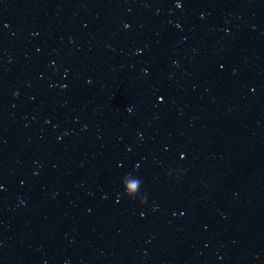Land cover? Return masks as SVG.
<instances>
[{"label":"water","instance_id":"water-1","mask_svg":"<svg viewBox=\"0 0 264 264\" xmlns=\"http://www.w3.org/2000/svg\"><path fill=\"white\" fill-rule=\"evenodd\" d=\"M0 264H264V0H0Z\"/></svg>","mask_w":264,"mask_h":264}]
</instances>
